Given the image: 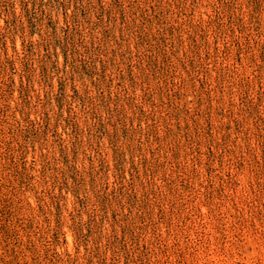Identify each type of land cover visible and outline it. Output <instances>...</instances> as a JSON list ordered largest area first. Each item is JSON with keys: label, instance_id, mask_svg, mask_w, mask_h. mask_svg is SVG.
<instances>
[{"label": "rangeland", "instance_id": "1", "mask_svg": "<svg viewBox=\"0 0 264 264\" xmlns=\"http://www.w3.org/2000/svg\"><path fill=\"white\" fill-rule=\"evenodd\" d=\"M0 264H264V0H0Z\"/></svg>", "mask_w": 264, "mask_h": 264}]
</instances>
